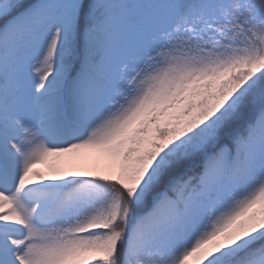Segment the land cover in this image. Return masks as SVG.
Here are the masks:
<instances>
[{
	"label": "snow or ice",
	"instance_id": "snow-or-ice-1",
	"mask_svg": "<svg viewBox=\"0 0 264 264\" xmlns=\"http://www.w3.org/2000/svg\"><path fill=\"white\" fill-rule=\"evenodd\" d=\"M0 264H264V0H0Z\"/></svg>",
	"mask_w": 264,
	"mask_h": 264
},
{
	"label": "rangeland",
	"instance_id": "rangeland-1",
	"mask_svg": "<svg viewBox=\"0 0 264 264\" xmlns=\"http://www.w3.org/2000/svg\"><path fill=\"white\" fill-rule=\"evenodd\" d=\"M91 155L90 153H86V156L88 157L87 161H83L81 158H75L73 162L75 163H82V162H87L91 163ZM41 171H47L46 165L41 164L40 167H38Z\"/></svg>",
	"mask_w": 264,
	"mask_h": 264
},
{
	"label": "bare ground",
	"instance_id": "bare-ground-1",
	"mask_svg": "<svg viewBox=\"0 0 264 264\" xmlns=\"http://www.w3.org/2000/svg\"><path fill=\"white\" fill-rule=\"evenodd\" d=\"M40 167V165H37V168Z\"/></svg>",
	"mask_w": 264,
	"mask_h": 264
}]
</instances>
